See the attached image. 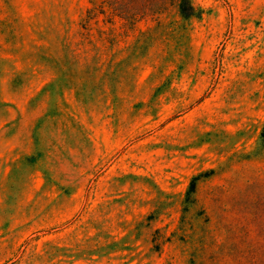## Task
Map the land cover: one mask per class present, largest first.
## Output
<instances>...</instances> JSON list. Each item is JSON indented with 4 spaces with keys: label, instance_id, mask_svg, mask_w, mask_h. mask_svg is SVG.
I'll return each mask as SVG.
<instances>
[{
    "label": "rangeland",
    "instance_id": "374dc122",
    "mask_svg": "<svg viewBox=\"0 0 264 264\" xmlns=\"http://www.w3.org/2000/svg\"><path fill=\"white\" fill-rule=\"evenodd\" d=\"M189 1L0 0V264H264V0Z\"/></svg>",
    "mask_w": 264,
    "mask_h": 264
},
{
    "label": "trees",
    "instance_id": "16d2710c",
    "mask_svg": "<svg viewBox=\"0 0 264 264\" xmlns=\"http://www.w3.org/2000/svg\"><path fill=\"white\" fill-rule=\"evenodd\" d=\"M179 12L180 14L184 17V18H189L193 15H195V9L192 6V4L190 3L189 0H180L179 2ZM262 137L264 139V124H263V130H262ZM197 179V177L192 178L189 188L187 190V196L194 191V187H195V180Z\"/></svg>",
    "mask_w": 264,
    "mask_h": 264
}]
</instances>
